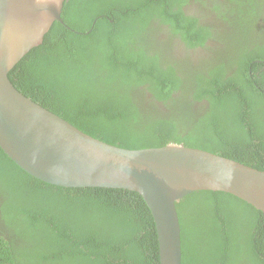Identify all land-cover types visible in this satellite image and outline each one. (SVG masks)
Segmentation results:
<instances>
[{"label": "trees", "instance_id": "1", "mask_svg": "<svg viewBox=\"0 0 264 264\" xmlns=\"http://www.w3.org/2000/svg\"><path fill=\"white\" fill-rule=\"evenodd\" d=\"M185 1L66 0L62 19L75 31L54 22L43 43L25 55L9 77L24 94L108 143L127 148L182 143L264 169V94L256 87L264 71L260 78L255 71L249 73V67L241 68L232 79L226 72H209L208 77L196 73L201 90L197 98L206 97L210 104L206 116L143 117L138 106L122 103L126 88L116 80L141 81L147 68L163 75L141 48L114 53L119 30L125 26L143 35L157 17L174 31L192 29L195 21L180 8ZM100 12L114 17L108 22L117 31H110L102 16L87 33ZM102 57L120 63L108 69ZM237 84L241 90L231 92L238 99H217L215 92L226 94ZM152 85L156 96L169 95L165 87ZM0 194V264H159L152 216L134 192L46 184L0 149ZM176 208L182 264H264L261 211L213 191H195Z\"/></svg>", "mask_w": 264, "mask_h": 264}, {"label": "water", "instance_id": "2", "mask_svg": "<svg viewBox=\"0 0 264 264\" xmlns=\"http://www.w3.org/2000/svg\"><path fill=\"white\" fill-rule=\"evenodd\" d=\"M66 0H0V149L63 188L134 192L153 219L159 264H182L176 203L195 191L230 194L264 213V169L182 143L127 148L83 131L19 90L9 75L41 45Z\"/></svg>", "mask_w": 264, "mask_h": 264}, {"label": "flooded vegetation", "instance_id": "3", "mask_svg": "<svg viewBox=\"0 0 264 264\" xmlns=\"http://www.w3.org/2000/svg\"><path fill=\"white\" fill-rule=\"evenodd\" d=\"M180 8L192 22L195 21L192 29L174 31L168 23L161 22L157 17L151 20L149 29L143 35L123 25L115 37L120 40V43L116 42L115 54L139 52L141 48V52L149 57V63L153 62L163 75L150 73V68H147L146 76L140 77L141 81L126 84L121 80L114 82L126 88V94L121 96L122 103L138 106L143 117L167 116L183 120L198 115L206 116L208 112L205 111L210 104L206 97L197 98L201 90L196 73L208 77L209 72H226L232 79L241 68L249 67V73L255 71L259 77L264 71V0H186ZM102 16L107 18V22H114L113 16L100 12L91 19L87 33L92 31L95 21ZM132 21L127 20L128 27ZM107 22L106 27L113 31L116 26L108 22L109 26ZM66 27L72 29L67 24ZM104 58L101 59L102 64L108 69L114 63H120L115 57L111 60ZM150 83L165 87L167 90L164 92L169 95L156 96L154 85ZM230 83L234 84L233 81ZM256 87L264 94V77ZM229 89L230 92L226 94L215 92L217 99L225 100L226 103L238 99L232 97L234 93L231 90L239 92L240 85H233ZM262 101L264 104V96ZM261 140L264 142V131Z\"/></svg>", "mask_w": 264, "mask_h": 264}]
</instances>
